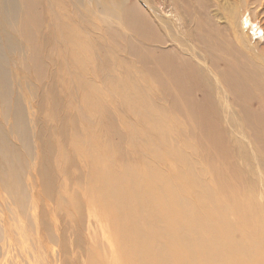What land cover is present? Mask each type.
<instances>
[{
  "label": "bare ground",
  "instance_id": "6f19581e",
  "mask_svg": "<svg viewBox=\"0 0 264 264\" xmlns=\"http://www.w3.org/2000/svg\"><path fill=\"white\" fill-rule=\"evenodd\" d=\"M179 2L169 17L145 0L129 5L125 65L103 42L105 61L78 58L89 47L75 35L78 2H0V14L15 16L8 26L48 50L34 45L30 66L53 64L39 97L51 128L32 131L19 107L18 135L26 147L32 135L44 139L41 188L63 213V242L92 229L93 264H196L195 249H206L194 234H207L214 264H264V25L257 6ZM2 44L0 55L16 48L11 37ZM46 169L69 184H53ZM70 177L86 179L82 198Z\"/></svg>",
  "mask_w": 264,
  "mask_h": 264
},
{
  "label": "rangeland",
  "instance_id": "374dc122",
  "mask_svg": "<svg viewBox=\"0 0 264 264\" xmlns=\"http://www.w3.org/2000/svg\"><path fill=\"white\" fill-rule=\"evenodd\" d=\"M136 1L138 3V0H67L71 5L73 2H78L77 6L80 4L78 9L80 18L77 21L81 26L78 34L75 35L89 41L88 49L86 47L76 51L78 58L87 61V64L94 61L92 58L96 56L105 61L106 52L100 49V43L103 42L117 60L125 65L124 61L131 55L128 44H125L123 40H126L125 35L135 33L129 28L133 30L128 22V10L129 5H133ZM238 1L230 0L231 4H238L242 13H245L247 8L253 10L257 6L259 12L256 10L258 12L256 19L264 25V0ZM145 2L146 6L157 7L164 16L169 15L175 7L181 8L179 0H145ZM219 2L224 3V0ZM66 7L70 10L67 5ZM10 18L8 15L0 14L2 36L0 46L3 45L4 37L13 38L16 45L13 49L2 47L0 55V140H3L0 144V147L2 146V152H0V264H93L100 253L95 240L89 238L92 229H83L82 235L78 232L71 235L69 240L67 239V244L63 242L62 239L66 238L62 221L63 213L60 214L58 205L51 203L41 188L38 172L45 163L42 159L44 139L32 135V141L26 147L18 135V119L15 114H18L19 107L22 109L26 126H31L32 131L39 132L41 126L44 130L46 127L51 128L54 119L49 113L39 111L41 110L39 97L47 83L52 81L48 70L53 64H50L45 57L42 70L40 67L34 69L30 66L31 48L34 45L41 44L43 53L48 50L44 42L36 41L34 45L26 42L24 37L17 34L14 28L16 22L8 26L7 23L12 20ZM259 21L255 22L254 26L259 27ZM31 30L34 31L35 28ZM123 65L124 69H118L120 75L127 73V68ZM73 68L74 72L78 70V66ZM53 82L59 84L61 81L57 77L53 79ZM79 93L77 98L80 100L82 96ZM54 118L56 119L57 115ZM245 135L249 137L251 133L245 130ZM252 147L255 148L254 144ZM259 158L264 162V155H259ZM46 171L48 177H53V184L61 187L69 184L62 178L57 176L55 178L56 173L52 174L51 170L46 169ZM261 176L264 177L263 174ZM69 179H71L73 194L80 195L82 198V189L78 182L82 180L85 182L86 179L83 177ZM6 189L12 196V199L8 200L11 201L10 211L6 206V199H8ZM259 201L264 199L260 196ZM44 210L47 212V217L42 214ZM74 215H76L75 212ZM64 218L68 227L74 228L73 220L68 222L69 218L65 216ZM77 228L82 233V225L77 223ZM206 236L207 234L201 237L194 234L196 248L206 249L203 252H197L195 249L196 264H214L208 259L211 250ZM153 243L152 241L151 244ZM157 259H162V256ZM146 264H152V262L149 261Z\"/></svg>",
  "mask_w": 264,
  "mask_h": 264
}]
</instances>
